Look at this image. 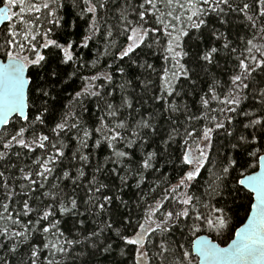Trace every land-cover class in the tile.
Instances as JSON below:
<instances>
[{
    "label": "snow or ice",
    "instance_id": "snow-or-ice-1",
    "mask_svg": "<svg viewBox=\"0 0 264 264\" xmlns=\"http://www.w3.org/2000/svg\"><path fill=\"white\" fill-rule=\"evenodd\" d=\"M0 264H264V0H0Z\"/></svg>",
    "mask_w": 264,
    "mask_h": 264
}]
</instances>
